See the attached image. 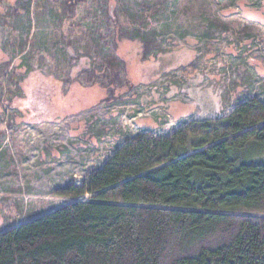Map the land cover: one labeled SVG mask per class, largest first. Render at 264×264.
I'll return each instance as SVG.
<instances>
[{"label": "rangeland", "instance_id": "1", "mask_svg": "<svg viewBox=\"0 0 264 264\" xmlns=\"http://www.w3.org/2000/svg\"><path fill=\"white\" fill-rule=\"evenodd\" d=\"M63 2L0 0V66L28 39L9 67L15 82L0 75V230L87 200L56 191L138 133L166 135L241 100L264 102V0H80L74 12ZM105 8L123 25L156 29L169 49L143 60L140 42L120 40L129 85L114 94L100 71L94 80L85 72Z\"/></svg>", "mask_w": 264, "mask_h": 264}, {"label": "trees", "instance_id": "2", "mask_svg": "<svg viewBox=\"0 0 264 264\" xmlns=\"http://www.w3.org/2000/svg\"><path fill=\"white\" fill-rule=\"evenodd\" d=\"M78 1L63 5L74 12ZM104 20L85 72L94 80L100 71L114 94L129 85L120 40L140 42L143 60L169 49L156 29L123 25L115 9L105 8ZM27 42L0 75L15 82L9 67ZM56 194L90 196L0 230V264H264V102L241 100L166 135L138 133Z\"/></svg>", "mask_w": 264, "mask_h": 264}]
</instances>
